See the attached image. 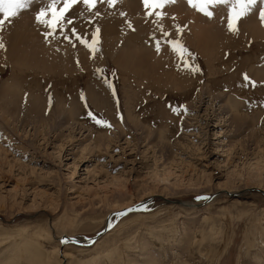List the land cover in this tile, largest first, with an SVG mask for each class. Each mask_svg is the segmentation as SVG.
Wrapping results in <instances>:
<instances>
[{
	"label": "rangeland",
	"instance_id": "374dc122",
	"mask_svg": "<svg viewBox=\"0 0 264 264\" xmlns=\"http://www.w3.org/2000/svg\"><path fill=\"white\" fill-rule=\"evenodd\" d=\"M42 1H32L0 27L4 45L0 48V87L15 78L27 94L45 98V112L52 113L43 122L24 114L3 119L0 113V149L7 154L0 164V264H264V188L257 185H264V39L246 40L243 35L250 17L264 24L259 17L264 0H256L248 14L235 20L236 32L227 27L233 0L207 6L211 17L198 10L204 5L194 7L189 0L162 6L150 2L147 8L138 0L137 14L128 17L126 13L134 10L125 0L111 4L97 0L91 6L78 0L64 14L65 23H73V10L80 7L83 28H74L89 42L99 30L94 51L84 48L73 28L67 33L69 24L63 32L58 27L45 36L48 27L35 18L40 8L47 9L49 0ZM103 6L113 13H96ZM60 7L62 2L56 5L57 10ZM177 8L184 10L179 18L172 13ZM117 12L118 18L123 16L121 21H116ZM46 18L51 19L50 11ZM193 19L210 25L212 32L238 36L240 43L225 50L228 41L219 40V47L209 49L208 58L203 59L188 40ZM101 20L105 26L118 22L113 37L132 34L134 48H141L149 61L170 52L171 66L180 70L177 77L168 86H149L124 75L110 56L94 69L88 66L73 73L43 75L33 68L14 69L10 43L21 38L22 29H29L35 39H25V57L40 52L29 47L41 43L42 48L52 45L44 54L50 55L48 60L63 62V48L73 54L80 49L93 59L103 50L98 41ZM28 21L36 25V31L22 27ZM169 40H179L187 51L181 56ZM173 55L178 59L174 61ZM185 62L200 70L188 71ZM179 77L185 85L177 81ZM228 85L236 92L244 86L243 95L250 97L247 104L254 101L259 113L257 131L231 121L228 101L234 93H229ZM91 87L108 106L120 105L127 132L111 120L112 110L108 117L105 109L89 102L86 93ZM126 90L138 92L133 110L141 120L136 123L125 117ZM57 99L72 108V116L54 107ZM99 119L110 126L96 123ZM103 129L107 136L99 137ZM150 191L162 199L143 201ZM132 205L137 209L117 214ZM107 220L114 222L97 237ZM66 237L78 238L79 244Z\"/></svg>",
	"mask_w": 264,
	"mask_h": 264
},
{
	"label": "bare ground",
	"instance_id": "6f19581e",
	"mask_svg": "<svg viewBox=\"0 0 264 264\" xmlns=\"http://www.w3.org/2000/svg\"><path fill=\"white\" fill-rule=\"evenodd\" d=\"M32 1H36V0H32ZM37 1L43 2L42 0H37ZM96 2H97V0H96ZM113 2L115 3L116 1L113 0ZM34 4H36V3H34ZM125 4L127 7L134 10L133 12H131V11L129 13L127 12L126 13L127 15H125V17L126 16L128 17L131 14L132 15L137 14V12L139 10L138 9L139 8L138 0H125ZM95 5H97V4H95ZM37 8H38V6H37ZM84 8L86 9L87 7H84ZM76 9H79V10L77 11ZM93 9H94V11L97 10L95 8H93ZM219 9H221V8H219ZM80 10H82L80 7H76L73 10V12L76 11V13H73L75 18H74L73 23L67 25V27H68L67 33H69L68 30H70L71 28H74V27L75 28L76 27H82L83 28V26H82L83 20L81 21V19H80L83 15V12L79 13ZM113 10H115V8ZM135 10H136V12H135ZM183 11H184L183 9L177 8L175 10H172V13L174 12V15L178 16V18H179V17H181ZM97 12H101L102 14H107V15H111L113 13L112 10L105 8V6H103V8L100 11L97 10L96 13ZM31 13L33 14V12H31ZM91 13H94V12H91ZM91 13L90 14L88 13L89 16H91ZM93 15H96V14L94 13ZM118 15H119L118 12L115 13V17L117 18L116 21H121L123 16H121V18H118ZM189 15H191V14H189ZM98 17H100V16H98ZM197 17H199V16H197ZM94 18H96V17H94ZM102 18H103V16H102ZM199 18H201V17H199ZM161 19H162V17H161ZM102 21L103 20H101V22H99V25L102 28V30L99 34L98 41L101 43L103 50L101 53L96 52L95 55H93L94 60L91 59L86 52H84L82 50L79 51L80 49H75V52H77V53L73 54L72 52H74V51H72V49H70V48L69 49L72 52H69V50L66 48H63L66 51H61L62 47L59 50L61 51L62 55L65 57V60H63V62L58 61L54 57H52L54 59L48 60L47 58L50 57V55L44 56V54L47 53V51L50 47L52 48V45H46L47 48H42L41 43L38 46L36 44L35 48L29 47L31 49L32 48L35 49L36 51H37V49L41 50L40 52H37V53L35 52L34 53L35 55L33 54L35 58H33V55H31L32 57L31 56L28 57V54L25 57L23 54L26 50L24 51V48L22 46V45H24V42L25 43L27 42V40H25V39L29 38L31 41H32V39L33 40H35V39H34V34H32L31 31H29V29H27V30L22 29L23 31L21 30V32H24V34L21 35V38L19 40L18 39H12L11 40L12 42L10 43V49L14 50L13 52H9V55L12 58L11 62H12L14 69L19 71V70H22V68L25 70H29V69L33 68L38 73H41L43 75H44V73L50 74V75H52L54 73L55 74L56 73H58V74L66 73V72L73 73L78 69L88 68V66L90 68L94 69L97 65L101 64L103 58H108L110 56L112 58L111 59L112 61L117 62L118 66L120 67V71H122V73L124 75H127V77L132 76V78H134L135 80L142 79V80L146 81L149 86H153V85H155V86H164V85L168 86V84L177 77L176 74L177 73L179 74L180 70L178 71L176 69L178 66H176V68L171 66L170 63H172V65H174V64H173V60L170 61V58H169V57H171V56H169L170 52H169V55L168 54L160 55L159 59L156 61H149L147 56L145 55L146 53L141 48H138V46H137V48H134V47H136V44L135 43L133 44V42H136V41L134 39V36H132V34L130 35V37L128 35H127L128 37L125 36L126 38H124L122 36L118 37L119 39H117V37H113V33L117 32L115 28L118 26V24H117L118 22L115 23V20L113 23L110 22L111 24H109L107 22L108 25L105 26L104 23H102ZM108 21H110V20H108ZM201 21L202 20H198V21H195L194 24H190V27H189L190 36H188L189 37L188 40L194 46V48L197 49L198 52L202 55L203 59L206 58L210 54L209 49H214L215 45L217 46L218 42H220V41H221V43L224 40L228 41V44H227V42L226 43L224 42L225 44L223 46H224L225 50L229 49V48L233 49V46L237 45V42H238L237 37L238 36L235 37L234 35L228 34L227 32H225V34H219L218 31L212 32L213 28L210 25L209 26H204V25L202 26ZM30 22L31 21L22 22L21 25L24 28L25 27H27V28L33 27ZM88 22H90V21H88ZM257 22L259 25L257 24ZM137 23H139L138 20H137V22L135 21V25H138ZM191 23H193V22H191ZM87 24L88 23H86V26H87ZM93 24H95V23H93ZM244 25L246 28H245V31L243 32V35L245 34L246 40H250L253 38H257V37L264 39V24H261L259 20H257L256 18L250 17L248 19L247 23H245ZM34 27H33V29L32 28L31 29L35 30ZM90 27H93V25H90ZM98 28H99V26H98ZM88 29H89V27H88ZM88 29L86 28L84 30V32L87 33L91 28L89 30ZM89 35H90V33H89ZM243 35L241 34L240 37L243 38ZM114 36H115V34H114ZM42 42L49 43V42H47V40L42 41ZM34 43L32 46H34ZM238 43H240V42H238ZM223 46H222V48H223ZM217 47H219V46H217ZM84 48H86V47H84ZM143 48H147V47L145 45H143ZM99 51H100V49H99ZM38 53L39 54L42 53V57H44V58L40 57V59H39ZM116 53L119 54V56L117 58H116ZM173 58L175 61L178 59V56L173 55ZM182 63H184V62H182ZM181 73H182V71H181ZM211 73H213V72L211 71L210 74ZM262 74L264 75V72H262ZM14 80L16 81L15 78H14ZM14 80L11 79L10 83H7L8 80L5 81V82H3L4 84L1 85V87H0V113L3 116V119H5L8 115L15 116V115L24 114L28 118L31 117L32 119H36L39 122H43L45 120H48V118L52 116L51 115L52 113L48 114L45 112V109L48 108L46 105L47 102H46V100H44L45 98H42L40 95L38 96L37 94H33V95L32 94L29 95V93L27 94V91L25 90V88L22 85L17 84V82H14ZM177 81H179L182 85H185V81L183 79H181L180 77L177 78ZM100 85L101 84H99V86ZM177 85H179V84H177ZM182 85H180L181 88H182ZM91 88H92V90H87V93H86L89 102L92 103L94 105V107H96L97 109H105V115L108 117H109L108 110H112L113 114H110L111 120L113 122L118 123V125L121 126L120 127L121 132H123V133L127 132L128 131L127 127H125V123L123 122V117L121 116L120 105L116 104V106L115 105L111 106L109 103V106H110L109 107L108 104L106 103L107 101L104 103V99L98 98V95H96L95 91L93 90L94 87H91ZM158 88H160V87H158ZM97 89H99V88L97 87ZM229 89H230V91H229ZM243 89H244V86H242V85H240V88L238 89L237 92L233 91V90H232L233 91L232 92L230 86L227 88V90L229 91L230 94L234 93L233 95H231L229 97V101H228L229 106L231 107V110H232V114L230 116V119L233 123H236L238 126H242V125L247 124L248 126L252 127L251 128L252 130L257 131L256 127L258 126V122H259V113L257 112V110H255L256 107H254V105H253L254 101H252V99L250 100L251 102L249 101L251 105L247 104L248 98L250 99V97L246 98L243 95V92H242ZM162 90L163 89H161V91H159V92H162ZM25 94L28 95V98ZM106 95H107V93H106ZM123 96L126 97L125 107H127V110H125L126 111L125 117L134 123L140 121L141 117L135 115L134 110H133V108H134L133 102L137 98L138 92H131L130 93V91L126 90L124 92ZM23 97H24V99H23ZM105 97H107V96H105ZM74 99H72V103H73V101L76 100V99L75 100ZM105 100H106V98H105ZM56 106L60 107L61 111L62 110L68 111L71 116L73 115L72 114V112H73L72 108L68 107V106L66 107V105L63 104L62 100L59 101L57 99L56 105L54 104V107H56ZM57 110H59V108H57ZM249 111H250V114L248 113ZM117 113H118V115H117ZM122 124L124 126H122ZM102 136H107L106 129H103L100 131L99 137H102ZM85 154H90V151H86ZM89 156H91V155H89ZM89 156L87 158H89ZM2 157L6 158L7 154L5 153L4 150L0 149V164H3ZM86 157H85V159H86ZM5 162L7 164L6 160H5ZM257 185H259V187L263 186V188H264V185H261V184H257ZM221 188H223V187L220 186L217 189H221ZM228 190H230V189L228 188ZM144 197H146V198H144L143 201L148 199V198H152V197L159 198V197H161V194L155 193L154 191H150V192L144 194ZM161 199H162V197H161ZM186 204L190 205L188 203H186Z\"/></svg>",
	"mask_w": 264,
	"mask_h": 264
},
{
	"label": "snow or ice",
	"instance_id": "6c2138e0",
	"mask_svg": "<svg viewBox=\"0 0 264 264\" xmlns=\"http://www.w3.org/2000/svg\"><path fill=\"white\" fill-rule=\"evenodd\" d=\"M63 4V7H60L58 10L56 8V5L58 3ZM78 0H49L47 9L41 8L36 13V21L38 23L45 24L49 32L45 33V36L51 34L52 32H55L56 29L59 27L61 32H63L64 27L66 24H71V20H67L65 23V16L64 14L70 9V7L74 4H76ZM96 2V0H83V3L85 5L91 6ZM113 0H108V3L111 4ZM150 2L153 4V6H162L166 3H172L174 0H143V3L145 4V7L147 8L150 4ZM32 3V0H0V14H2L3 19H0V27L3 26L6 20H8L10 17H14L18 14V12L21 9L27 8ZM189 3L192 4L194 7L198 5H204L203 7H199L198 10L203 12L205 15L211 17L212 12L207 10V6L214 5L217 3H228V0H189ZM256 4V0H233V4L230 7L229 15H228V30L232 32H236L237 29L235 27V20L238 19L241 16H244L248 14L250 8L252 5ZM51 12V19L46 18V13ZM149 15L152 13L149 12ZM157 18L159 19L162 15V13L157 12L155 13ZM259 17L262 22H264V7H261L259 12ZM179 30V29H178ZM99 30L97 29L92 33V40L89 42L86 37L80 36L76 29H72L73 35L76 37L77 40H79L85 47H88L90 50H95V44L97 43V32ZM165 36H167V33H164ZM65 38L67 39V35H65ZM168 43L173 46L174 50H178L181 56L184 52L187 51V49L183 48V46L180 44L179 40H169ZM4 45L0 43V48H3ZM157 50L159 51V44H157ZM185 68L190 72H198L200 69L194 65H189L187 62H185ZM99 71V70H98ZM245 79L247 80V76L245 75ZM105 83H108L105 81ZM109 87L111 85L109 84ZM174 112L177 111V109H172ZM91 115V114H90ZM98 124H105L107 125V122L103 119H99L95 121ZM197 199H207L208 197H196ZM131 210V209H129ZM118 215H123V213H118Z\"/></svg>",
	"mask_w": 264,
	"mask_h": 264
},
{
	"label": "water",
	"instance_id": "95a60500",
	"mask_svg": "<svg viewBox=\"0 0 264 264\" xmlns=\"http://www.w3.org/2000/svg\"><path fill=\"white\" fill-rule=\"evenodd\" d=\"M170 202V201H169ZM129 209H131V210H136L137 209V206H135V205H132V206H130L129 208H126V209H123V210H121V211H118V213H122V212H127V211H131V210H129ZM117 213V214H118ZM118 216V215H117ZM113 222L114 221H109V220H107V222H106V224H105V227L103 228V230L97 235V237L98 236H100L101 234H103L106 230H108L110 227H111V225L113 224ZM97 237H94L90 242H88L89 244L90 243H92ZM66 239H68V240H71V241H73V242H76V243H78L80 240L78 239V238H70V237H66ZM79 244V243H78Z\"/></svg>",
	"mask_w": 264,
	"mask_h": 264
}]
</instances>
